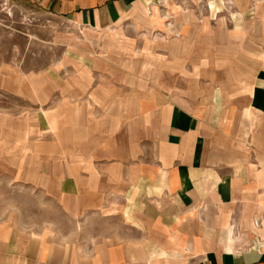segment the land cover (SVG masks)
Here are the masks:
<instances>
[{
  "label": "crops",
  "instance_id": "0c3cea01",
  "mask_svg": "<svg viewBox=\"0 0 264 264\" xmlns=\"http://www.w3.org/2000/svg\"><path fill=\"white\" fill-rule=\"evenodd\" d=\"M29 1L101 32L162 0ZM253 49L232 100L141 92L121 109L111 102L104 122L74 107L66 126L81 132L82 154L68 155L82 165L52 154L30 182L79 216L70 222L82 234L25 233L0 219V264H264V238L246 246L237 235L264 200V52Z\"/></svg>",
  "mask_w": 264,
  "mask_h": 264
},
{
  "label": "rangeland",
  "instance_id": "374dc122",
  "mask_svg": "<svg viewBox=\"0 0 264 264\" xmlns=\"http://www.w3.org/2000/svg\"><path fill=\"white\" fill-rule=\"evenodd\" d=\"M134 14L98 32L29 0H0V219L7 224L25 233L82 234L70 222L79 216L30 182L52 154L82 165L71 156L82 154L81 132L66 126L74 107L104 122L111 102L121 109L141 92L172 95L182 87L204 100L217 91L232 100L244 92L240 70L250 71L240 57L256 47L264 52V0H162ZM260 204L255 225L236 228L246 246L264 238Z\"/></svg>",
  "mask_w": 264,
  "mask_h": 264
}]
</instances>
